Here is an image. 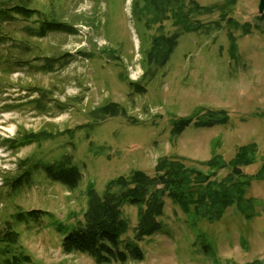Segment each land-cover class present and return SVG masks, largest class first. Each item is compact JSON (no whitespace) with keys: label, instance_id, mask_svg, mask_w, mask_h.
<instances>
[{"label":"rangeland","instance_id":"374dc122","mask_svg":"<svg viewBox=\"0 0 264 264\" xmlns=\"http://www.w3.org/2000/svg\"><path fill=\"white\" fill-rule=\"evenodd\" d=\"M176 1L159 0L154 5L146 0H32L29 7L39 13L2 25L3 33L15 40L0 46L4 57L28 61L33 67L44 64L42 58L57 62L52 72L14 67L0 75V222L17 211L49 213L38 223L15 227L20 248L32 264H96L85 254L66 255L60 247L68 231L84 221L89 186L102 196L109 181L132 171L154 176L161 158H178L209 174L201 164L216 156L228 163L247 144H255L257 152L243 173L262 178L253 179L247 189V198L254 202L251 219L230 208L220 220L207 221L182 213L174 201L165 199L160 230L139 243L143 261L124 264H264L260 0H179L187 16L178 21L173 18ZM39 18L71 25L75 33L31 37L26 28ZM161 37H175V45L168 54V48L160 46L150 60L154 40ZM30 88L46 91L44 112L36 109L33 102L39 98ZM106 104L126 115L94 112ZM208 110L223 111L227 122L172 133L178 120L207 119L203 114ZM24 131L52 136L16 152L1 146L2 138H15ZM24 160L31 165V185L8 193L2 179L19 175L17 167ZM59 163L81 173L74 190L53 182L43 171L45 165ZM226 174L223 169L216 176ZM122 209L129 223L122 238H132L137 208Z\"/></svg>","mask_w":264,"mask_h":264},{"label":"trees","instance_id":"16d2710c","mask_svg":"<svg viewBox=\"0 0 264 264\" xmlns=\"http://www.w3.org/2000/svg\"><path fill=\"white\" fill-rule=\"evenodd\" d=\"M146 1L155 5V2L159 0ZM166 1L170 4L173 0ZM31 2L32 0H0V46L15 41L10 34L3 33L4 23L11 22L17 17L29 20L39 13L29 7ZM9 3L15 5L8 8ZM176 3L173 18L177 21L186 19L187 15L182 13L178 4L179 0ZM193 4L198 8L196 3ZM258 20L264 21V13L259 16ZM247 27L249 26H246L245 30L248 29ZM26 31L29 36L37 39H43L50 33L67 35L75 33L73 26L52 19H40L34 23L33 27H27ZM174 40L175 37L156 38L150 60L159 54L160 46H166L168 54L175 45ZM230 42V51L234 54L235 43L231 36ZM84 55L89 57L86 53ZM42 59H44V64L33 67L28 61L13 59L11 56L4 57L0 53V75L10 73L14 67L36 68L37 72H52L57 63L56 60ZM134 84L137 85V83ZM29 91L38 95L39 100H34L33 103H36V109L44 112L47 105L46 91L40 88H30ZM94 112L111 117L126 115L123 109L109 104L99 106ZM203 115L207 119L182 118L178 120L173 126L172 133L178 135L189 126L211 128L227 122V116L223 111L208 110ZM51 136L44 131L40 133L18 132L15 138H2L1 146L10 152H16L22 147L46 141L47 137ZM256 152L255 144H247L241 146L228 163H225L219 156L213 157L201 164L209 170V174L187 167L178 158H161L154 167V176L138 170L132 171L129 176H120L109 181L105 185L102 196H99L89 186L86 191L87 205L83 214L84 221L64 236L60 243L61 251L66 255L85 254L96 264H124L128 261L140 263L144 259V253L139 243L160 230L159 218L163 215L165 199L174 201L182 213L193 214L196 218L207 221L220 220L230 208H234L244 218L251 219L253 213L250 210L254 202L247 198V189L253 179H260L261 176L260 174L246 176L243 168L255 162ZM223 169H227V174L221 178L216 176L217 171ZM17 171H21L19 175L16 173L12 177L2 179V185L8 188V193L17 192L31 185L32 172L29 160L21 161ZM43 171L50 180L69 190H74L81 180L78 168L67 166L64 163L48 167L45 165ZM124 205L137 208V222L133 228V237L126 239L122 238L129 231V223L123 217L122 207ZM44 216H49V213L41 210L17 211L10 216V220L0 222V264H32L30 256L20 248V236L15 227L31 221L38 223ZM57 231L62 233L61 225H57ZM248 264L263 263L254 261Z\"/></svg>","mask_w":264,"mask_h":264},{"label":"water","instance_id":"95a60500","mask_svg":"<svg viewBox=\"0 0 264 264\" xmlns=\"http://www.w3.org/2000/svg\"><path fill=\"white\" fill-rule=\"evenodd\" d=\"M258 12L260 15H262L264 13V0L259 1Z\"/></svg>","mask_w":264,"mask_h":264}]
</instances>
